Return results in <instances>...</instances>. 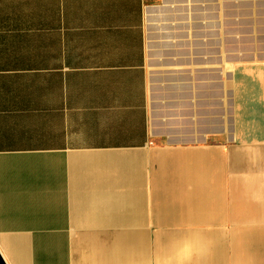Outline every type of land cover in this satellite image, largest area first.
<instances>
[{"label":"crops","instance_id":"0c3cea01","mask_svg":"<svg viewBox=\"0 0 264 264\" xmlns=\"http://www.w3.org/2000/svg\"><path fill=\"white\" fill-rule=\"evenodd\" d=\"M149 2L0 0L6 264H264V55Z\"/></svg>","mask_w":264,"mask_h":264},{"label":"rangeland","instance_id":"374dc122","mask_svg":"<svg viewBox=\"0 0 264 264\" xmlns=\"http://www.w3.org/2000/svg\"><path fill=\"white\" fill-rule=\"evenodd\" d=\"M163 1L172 0H150L147 7L148 43L156 41L158 26L166 21L157 15L182 7L176 0L172 8ZM189 3L194 37H199L200 32L204 38L222 37L228 44L226 48L236 57L264 55V0H189ZM228 85L230 99V83Z\"/></svg>","mask_w":264,"mask_h":264},{"label":"water","instance_id":"95a60500","mask_svg":"<svg viewBox=\"0 0 264 264\" xmlns=\"http://www.w3.org/2000/svg\"><path fill=\"white\" fill-rule=\"evenodd\" d=\"M0 264H6V261L3 257V255L1 254V252H0Z\"/></svg>","mask_w":264,"mask_h":264}]
</instances>
